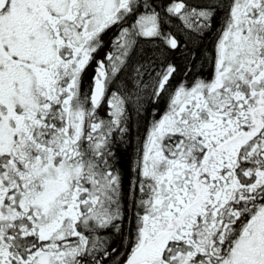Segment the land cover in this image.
<instances>
[{
	"label": "snow or ice",
	"instance_id": "1",
	"mask_svg": "<svg viewBox=\"0 0 264 264\" xmlns=\"http://www.w3.org/2000/svg\"><path fill=\"white\" fill-rule=\"evenodd\" d=\"M0 264H264V0H0Z\"/></svg>",
	"mask_w": 264,
	"mask_h": 264
}]
</instances>
